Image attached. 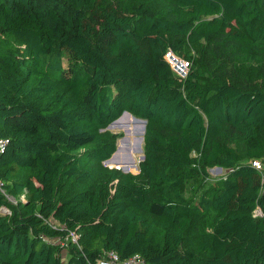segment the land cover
I'll use <instances>...</instances> for the list:
<instances>
[{
	"label": "trees",
	"instance_id": "1",
	"mask_svg": "<svg viewBox=\"0 0 264 264\" xmlns=\"http://www.w3.org/2000/svg\"><path fill=\"white\" fill-rule=\"evenodd\" d=\"M188 45L213 83L174 70ZM124 111L137 172L104 163ZM0 138V264H264V0H0Z\"/></svg>",
	"mask_w": 264,
	"mask_h": 264
},
{
	"label": "rangeland",
	"instance_id": "2",
	"mask_svg": "<svg viewBox=\"0 0 264 264\" xmlns=\"http://www.w3.org/2000/svg\"><path fill=\"white\" fill-rule=\"evenodd\" d=\"M140 1V0H137ZM187 50L191 55V58H188L187 60H175L174 68H178V70H183L186 68L187 70L191 67H195L199 70L200 75L203 79L204 84H209L214 82V77L212 73L209 71V68L212 66L210 63L211 61H206L203 58H200V56L197 54V50L194 46L188 45ZM188 62L189 64H186ZM253 61L249 60L244 64L237 65L235 68V62L232 64V67H229L230 69L236 70L238 66H243L245 68L253 67ZM242 67V68H243ZM250 71L252 72L253 69L250 68ZM247 75V74H246ZM181 76V75H180ZM132 115V114H130ZM129 114H125L122 116V119L120 120V125H113L109 127V129L118 135L117 138V147L119 145H122V149H120L117 153V160L122 165H127L129 168L133 164H137V169L131 170L132 172H137L139 169V164L141 162V155L144 153L145 148V142L144 139L141 142L140 139L142 136H144L143 131H145L143 127V123L133 117ZM133 117V118H132ZM141 144V147L143 148L142 151H137L136 148ZM237 149L245 153L246 147L244 144H236ZM133 158L135 163H130L128 161H131L130 159ZM111 167H122L118 163H111L106 164ZM200 169L194 167L187 169L183 172V175L186 177V181L183 186V194L186 198H188L192 204L196 205L201 197L202 194L208 192L214 184H216L221 178H223L226 173L227 169H222L221 171L218 169L217 165L208 166L207 167V173H200ZM80 186H85L84 183L80 185H75V188H79ZM13 200H15L13 197H11ZM212 213H204L202 216H200V222L205 223L206 225L210 224V219L212 218ZM209 226V225H208ZM64 260L66 258V254L63 255Z\"/></svg>",
	"mask_w": 264,
	"mask_h": 264
},
{
	"label": "built area",
	"instance_id": "3",
	"mask_svg": "<svg viewBox=\"0 0 264 264\" xmlns=\"http://www.w3.org/2000/svg\"><path fill=\"white\" fill-rule=\"evenodd\" d=\"M167 58L169 59L170 63L172 64L173 68L175 65V60H183L180 58H177L176 56L173 55V53L171 51H168L166 54ZM185 61V60H183ZM186 64H189L188 62H186ZM174 70L181 75L182 77L186 76L188 70L186 68H184L183 70H178V68H174ZM7 144V141L0 138V150H2L3 148H5ZM253 165L257 166L258 168L261 167V163L260 161H253ZM258 213H260V211H258ZM99 264H148L144 259H141L138 255H133L131 257H129L128 259L125 260H121L120 256L114 252V251H110L108 253L107 256L101 258L99 260Z\"/></svg>",
	"mask_w": 264,
	"mask_h": 264
},
{
	"label": "water",
	"instance_id": "4",
	"mask_svg": "<svg viewBox=\"0 0 264 264\" xmlns=\"http://www.w3.org/2000/svg\"><path fill=\"white\" fill-rule=\"evenodd\" d=\"M126 113L131 114L129 111H124L123 114L121 115V117H119V118L116 119L115 121L120 120V119L122 118V116L125 115ZM135 118L138 119V120H140V121L143 123V127H144V129H145V127H146V123H147L146 119H142V118H138V117H135ZM115 121H114V122H115ZM114 122H113V123H114ZM113 123H111V124L109 125V127L113 126V125H112ZM143 133H145V131H143ZM143 139H144V136L141 137L140 141L142 142ZM136 150H137V151H142V150H143V148L141 147V144L138 146V148H136ZM118 151H119V146L116 148L115 152L111 155V157L108 158L107 160H105L104 163H105V164L119 163V161L117 160V153H118ZM144 157H145V155H144V153H143V154L141 155V160H143ZM130 160H131V161H134L133 158H131ZM117 168H118V167H117ZM119 168H121L122 170H124V171H126V172L131 171V170L129 169V167L126 166V165H125V166H122V167H119ZM218 169L221 171V170H222V167H221V166H218Z\"/></svg>",
	"mask_w": 264,
	"mask_h": 264
},
{
	"label": "bare ground",
	"instance_id": "5",
	"mask_svg": "<svg viewBox=\"0 0 264 264\" xmlns=\"http://www.w3.org/2000/svg\"><path fill=\"white\" fill-rule=\"evenodd\" d=\"M127 115L129 114V113H126ZM130 115V114H129ZM130 116H132V115H130ZM134 118H135V116H133ZM132 117V118H133ZM122 119V118H121ZM120 119V120H121ZM120 120H117V121H115L112 125H120ZM135 120H136V118H135ZM122 145H119V150L120 149H122ZM128 162H130V163H135L134 161H128ZM117 164V163H116ZM119 165H121L120 163H118ZM121 166H125L124 164H122ZM127 166V165H126ZM129 169H131V170H135V169H137V164L135 163V164H133L132 166H131V168H129ZM223 169V168H222Z\"/></svg>",
	"mask_w": 264,
	"mask_h": 264
}]
</instances>
